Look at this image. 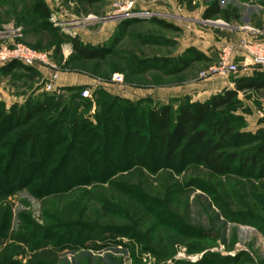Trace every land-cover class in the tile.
<instances>
[{"label": "rangeland", "instance_id": "obj_1", "mask_svg": "<svg viewBox=\"0 0 264 264\" xmlns=\"http://www.w3.org/2000/svg\"><path fill=\"white\" fill-rule=\"evenodd\" d=\"M44 2L48 19L34 12L33 0H0V49L22 45L48 58L46 65L27 66L31 70L23 65L0 70V112L45 106L31 123L0 136V173L15 159L16 139L25 132L36 145L24 148L25 157L15 166L29 168L33 161L38 168L26 187L0 192V262L264 264V180L220 177L194 163L181 173L122 170L120 140L114 142L115 155H108L119 169L106 176L98 171L107 165V132L121 130L129 113L127 104L107 95L137 103L129 120L146 135L151 129L145 110L175 109L234 88L243 72L209 69L228 46L264 39V0ZM213 4L221 14L204 19ZM68 38L110 52L83 60L73 54ZM194 51L206 59H194ZM115 74L122 75V83L114 81ZM68 76L89 83L58 84ZM84 90L90 93L87 106L74 100ZM225 122L241 141L227 152L255 153L264 145V89L240 91L207 128ZM56 227L59 237L52 236ZM208 253L218 258L203 259Z\"/></svg>", "mask_w": 264, "mask_h": 264}, {"label": "trees", "instance_id": "obj_2", "mask_svg": "<svg viewBox=\"0 0 264 264\" xmlns=\"http://www.w3.org/2000/svg\"><path fill=\"white\" fill-rule=\"evenodd\" d=\"M33 1V10L38 17L48 19L50 11L44 0ZM220 14L221 11L217 5L213 4L205 10L203 18L210 20ZM222 18L229 21L227 16L223 15ZM68 41L73 54L83 60H99L110 52L109 47H93L83 44L77 38H68ZM116 41L114 39L111 44L113 45ZM194 52V59H206L201 53ZM13 65L22 66L18 62H11L0 68V70L9 69ZM184 67L186 65L181 69H185ZM25 69L31 70L32 68L25 66ZM81 89L79 87L75 90ZM261 89H264V69L253 68L249 73L243 74L234 81V88L224 89L203 101L182 102L175 109L169 105L151 107L144 112L145 122L151 129L146 135L142 134L140 129H137L129 120V115L134 113L135 104L137 105V103L121 97L107 95L108 99L112 101L127 104L128 107L126 106L124 112L129 111V113L121 130H118L117 126V129L107 132L106 145L103 147V156L106 157L107 165L98 169L100 175L106 176L110 174V171L116 172L119 169L116 168L118 162L113 160V156L109 157L108 155H115L114 142L120 140V144L122 143L121 145L124 148L122 153L119 154H122L125 158L122 163L124 166L122 170L140 167L149 173L162 170L181 173L188 164L194 163L201 165L211 174L220 177L235 175L264 180V145L259 146L253 154L243 151L227 152L241 142L233 126L225 122L213 126L210 130L207 128L209 119L219 113L221 115L225 108L234 102L240 91H259ZM74 100L82 101L86 106L90 103L89 100L81 96V92L80 96H76ZM96 104L99 105L98 102ZM44 109L45 106L42 104H32L20 111H16L14 108L10 113L0 112V136L6 137L19 127L28 125ZM99 124L100 122L97 121V127H94L98 128ZM48 128L51 129L52 126ZM16 140L14 145L16 151L14 150L12 157L15 159L9 161L0 173V192L3 195H9L26 187L30 184L29 181L34 178L38 169L33 161L26 164L29 168L15 166L21 160V157H25L23 154L24 148L29 145L31 148L35 147V138H33L32 133H20ZM30 155L35 156V153L33 152ZM66 230H71V228L66 227ZM59 231L58 227L53 228L51 230L52 236L59 237ZM209 257L218 258V255L208 253L204 255L203 259ZM0 264L7 263L1 261Z\"/></svg>", "mask_w": 264, "mask_h": 264}, {"label": "built area", "instance_id": "obj_3", "mask_svg": "<svg viewBox=\"0 0 264 264\" xmlns=\"http://www.w3.org/2000/svg\"><path fill=\"white\" fill-rule=\"evenodd\" d=\"M234 58H239L236 63ZM11 62H19L24 66L35 67L38 64L46 65L48 63L47 55L44 52L35 49L15 45L0 49V66ZM253 68L264 69V40H241L237 47L228 46L221 57L217 66L211 67L212 73L219 74H238L249 73ZM116 83H122V75L115 74L113 77ZM83 98H89L90 93L87 90L81 92Z\"/></svg>", "mask_w": 264, "mask_h": 264}, {"label": "crops", "instance_id": "obj_4", "mask_svg": "<svg viewBox=\"0 0 264 264\" xmlns=\"http://www.w3.org/2000/svg\"><path fill=\"white\" fill-rule=\"evenodd\" d=\"M64 80V81H63ZM89 82L87 80H84L83 78H78L76 76H68V77H63L62 80H60V83L58 82L59 85H72V86H82V85H87ZM214 85H217L214 83L211 84V86H214ZM224 86V85H222ZM221 87V86H220ZM211 89L213 88H208V91H210ZM212 92V91H211ZM213 94V93H212ZM211 94H209L210 96ZM208 96V97H209ZM208 97L206 98H203L202 100H205L207 99Z\"/></svg>", "mask_w": 264, "mask_h": 264}, {"label": "bare ground", "instance_id": "obj_5", "mask_svg": "<svg viewBox=\"0 0 264 264\" xmlns=\"http://www.w3.org/2000/svg\"><path fill=\"white\" fill-rule=\"evenodd\" d=\"M218 24V23H217Z\"/></svg>", "mask_w": 264, "mask_h": 264}, {"label": "water", "instance_id": "obj_6", "mask_svg": "<svg viewBox=\"0 0 264 264\" xmlns=\"http://www.w3.org/2000/svg\"><path fill=\"white\" fill-rule=\"evenodd\" d=\"M245 30V29H244Z\"/></svg>", "mask_w": 264, "mask_h": 264}]
</instances>
